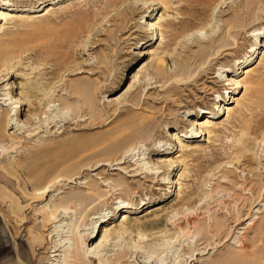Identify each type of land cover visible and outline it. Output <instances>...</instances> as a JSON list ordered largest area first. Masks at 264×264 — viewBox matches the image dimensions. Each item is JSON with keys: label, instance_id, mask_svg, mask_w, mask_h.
Masks as SVG:
<instances>
[{"label": "rangeland", "instance_id": "rangeland-1", "mask_svg": "<svg viewBox=\"0 0 264 264\" xmlns=\"http://www.w3.org/2000/svg\"><path fill=\"white\" fill-rule=\"evenodd\" d=\"M108 1L5 0L0 5L12 18L0 20V43L15 40V51H21L0 93L13 92L19 99L39 84L44 92L33 93L41 99L37 110L45 113L29 121L34 100L23 105L22 115L17 105L9 106L16 125L7 135L14 133L17 140L0 143V264H66L65 255L103 217L110 218L102 225L109 229L124 216L144 222L150 211H161L158 218L168 222L166 235L155 234L144 244L116 237L104 248V264L120 251L128 253V264H264V192L259 205H246L264 186V86L257 100L256 86H249L254 88L246 95L245 131L252 144L258 140L253 161H233L231 154L239 147L233 127L240 114L228 118L221 111L223 106L236 109V101L244 98L245 87L234 84L242 85L248 70L254 71L251 79L259 75L264 80V19L241 12L247 7L263 12L264 0H204L198 6L203 13L186 16L184 29L178 23L185 2L173 0L168 9L157 5L143 14L140 5L158 1L120 0L107 6ZM122 13L128 26L124 33L117 29ZM159 21L177 26L162 37L149 27ZM226 23L230 27L225 29ZM225 38L231 49L217 53ZM159 58L168 77L155 71ZM142 66L143 79L129 98L126 89ZM8 72L0 70L1 75ZM4 108L0 105V114ZM204 120L217 126L210 135L200 129ZM193 129L201 136L190 139ZM171 132L184 147L170 141ZM139 146L134 158L124 159ZM138 158L141 168L157 174L136 170ZM121 161L126 163L114 165ZM46 187L48 196L40 195ZM183 198L191 202L180 204ZM45 209L58 219L49 223ZM238 210L249 219L235 227L231 218ZM256 218L255 233L251 224ZM215 221L223 224L224 235L212 228ZM97 235L95 228L86 243H98L102 232ZM206 245L211 247L207 252Z\"/></svg>", "mask_w": 264, "mask_h": 264}, {"label": "bare ground", "instance_id": "bare-ground-1", "mask_svg": "<svg viewBox=\"0 0 264 264\" xmlns=\"http://www.w3.org/2000/svg\"><path fill=\"white\" fill-rule=\"evenodd\" d=\"M5 0H0V5H3V4H1V3H3ZM18 1L19 0H15V3H18ZM116 1H120V0H109L108 2H107V6H109V5H111V4H113V3H115ZM156 1H158L157 2V4H153V3H151V5H149L147 8L143 5V6H141L140 5V7L138 8V9H140V11L141 12H143V14L147 11V10H149L150 8H152L153 6H157V5H160L161 7H164V8H166V9H168L169 8V6H170V4L173 2V0H156ZM182 2H185L186 3V5H185V7L183 8V9H186V11L184 12V14H181V15H184V18L182 17V20L178 23V26H180V28L181 29H184V28H187V26H188V20H187V18H186V16H193L194 14H196L197 12H199V13H203V11H200L199 10V5H201V4H203L204 5V0H178V4H182ZM197 4V5H196ZM198 7V8H197ZM130 8V7H129ZM128 9V8H127ZM130 10H132L131 8H130ZM180 10H181V8H180ZM131 12V11H130ZM241 12H242V14L243 15H246L248 18H258V19H264V11L263 12H261V13H257L256 11H255V9L254 8H250V7H247L246 9H242L241 10ZM124 13H122V14H119L118 15V17H120L121 18V24H120V26L119 27H117V29H118V31L119 32H125V30L126 29H128V26H127V22H126V18H124L123 15ZM0 20H5L6 22H11L12 21V18L10 19V18H8L3 12H2V9H0ZM162 20V19H161ZM256 21H257V19H256ZM256 23V22H255ZM176 24L175 23H172V22H162V21H159V22H156V23H154V24H152L151 26H149L150 27V32H151V30H152V32L154 31V32H156V35L158 34L157 32H159V33H161L162 34V37H163V33L164 34H166V33H169V32H172V31H174V30H172V31H170L174 26H175ZM177 26V25H176ZM228 27H230V24L229 23H226L225 24V29L226 28H228ZM233 30H235V29H233ZM232 33H234V31H232V32H229L228 34H227V36L226 37H230V35L229 34H232ZM152 34V33H151ZM174 34V33H173ZM175 36V35H174ZM234 41V40H233ZM19 42H16L15 40H4V41H2V43H0V70L1 69H8V73H6V74H0V87H1V84L2 83H5V81L7 82L8 81V77H10V74H11V72H10V70H12V69H14V65H12V64H10L12 61H14L15 59H17V58H20V56H19V54H20V52H19V54H17V52L16 51H18V49L15 51V49H14V47H16V45L18 44ZM230 40L228 39H224L223 40V45L222 46H217V48H219L220 50H217V53H219L221 50H222V52H225V51H228L229 49H231V48H229L230 46ZM234 43H236L235 41H234ZM233 43V44H234ZM19 45V44H18ZM254 50V49H253ZM26 52L25 53H28V51L27 50H25ZM30 51V50H29ZM38 51V50H37ZM24 52V51H23ZM36 52V51H35ZM41 51L39 50V52L38 53H40ZM18 55V57L17 56H14V55ZM23 55V54H22ZM21 55V56H22ZM218 55V54H217ZM202 56H207V53H202ZM253 56V55H252ZM251 56V57H252ZM250 57V58H251ZM264 57V56H263ZM22 58V57H21ZM204 58V57H203ZM207 58V57H206ZM217 58V57H216ZM249 58V59H250ZM251 60V59H250ZM163 61L164 60H162V59H160L159 58V60H157L156 62H155V71H156V73L157 74H159L160 76H162V78H165V77H168L167 76V74H166V72L164 71V70H162V68L160 67V65H161V63H163ZM180 66V65H179ZM146 67H141L139 70H138V72L135 74V76L133 77V80H132V82L129 84V86H128V88L126 89V92L128 93L127 95H128V97L130 98V96L132 95V89L135 87V85H136V83H138L141 79H143V76L141 75L143 72H145V69ZM141 73V74H140ZM254 73V71H249L248 70V72H247V74H248V79L246 80V81H244V83L241 85L240 83H235L234 85H237V87H240V86H242V87H245V95H244V98L242 99V100H240V101H236V103H237V107H236V109H234V108H228V106H223L222 107V112L224 113H227V115H228V118H233L234 116V114L235 113H239L240 115H238L239 116V118H237L236 116H235V118H237L238 120H236L237 122V124H235L234 125V129H236L237 128V134L236 135H234V138H236V142H237V144H239V147H236L235 148V150H234V152L231 154V156H235V159L233 160V161H236L237 162V164H239L241 161V158H243L244 160L246 159V158H249V161H253L255 158H256V140H257V138H255L254 139V141H255V143L254 144H252L251 142H253V141H251L250 142V137H248L247 136V132L245 131V129L247 130V128L248 127H246V123H244V110H247V108H248V103H247V97H246V95L248 94V93H250V89H252L253 90V88L256 86L257 88H255L254 89V97H255V99L257 100V98H259L258 97V94H260V92L262 93V91H260V89H261V87L262 86H264V80H263V78H261V76L259 77V75L258 76H256V79L254 80V79H251L250 77H251V75ZM138 74H140V75H138ZM12 77H13V75H12ZM158 77V76H157ZM170 77V76H169ZM174 76L172 75V78H173ZM263 77V76H262ZM138 78V79H137ZM7 79V80H6ZM16 80L17 79H19V78H15ZM146 79V78H145ZM145 79H144V81H145ZM149 82V81H148ZM233 82V81H232ZM154 83H157V81L156 82H154ZM175 83H177V82H175ZM38 84V83H37ZM180 84V83H179ZM233 84V83H232ZM14 85H15V83H14ZM145 85V84H144ZM143 85V86H144ZM148 85H149V83H148ZM182 85V84H181ZM11 86V85H10ZM137 86V85H136ZM142 86V85H141ZM142 86V87H143ZM147 86V85H146ZM249 86L250 87H252V86H254L253 88H249ZM19 87V86H18ZM141 87V88H142ZM145 87V86H144ZM236 87V88H237ZM11 88V87H10ZM139 88V87H138ZM145 88H147V87H145ZM5 89H7V88H5ZM5 89L4 90H2V91H5ZM18 89V88H17ZM37 90V91H40V92H44V90L43 89H41V87H40V85L38 84V85H36V86H34L32 89H31V91H28L27 92V95L25 96H20V98L19 99H17L14 95H13V92H10V93H6V95L5 94H1L0 93V105L2 106V108H4V107H6V108H4V109H2V111H1V114H0V143L2 142V140L3 139H8L10 142H12L15 138H16V140H17V137H16V135H14V133H12V134H8L7 135V131L8 130H10L9 129V127H11V128H13V126L14 125H16V124H13L12 123V119L14 118L13 116V118H11V111H13V110H9V106H12L13 107V105H17L16 107L17 108H19L21 111H20V114L22 115V113H23V105H28L29 103H33V101H31V100H34V102H35V104H34V106H32V112L31 113H29V121H33V120H37V116L40 114H43V115H45V113H43L44 112V109H43V111H41V113H39V111L37 110V108L39 107V106H37V105H39V103H41V99L39 100V96L37 95V93H33V91L34 90ZM144 89V88H143ZM150 89V88H149ZM1 90V89H0ZM30 90V89H29ZM46 91V90H45ZM144 91V90H143ZM125 92V93H126ZM29 93H32V95H31V97H28V95H29ZM256 94H257V96H256ZM43 95H45V94H43ZM123 96V95H122ZM121 96V97H122ZM137 97V96H136ZM139 97V96H138ZM118 98V97H117ZM124 98V97H123ZM218 98H220V97H218ZM139 99V98H138ZM221 100L220 101H223L222 100V98H220ZM26 101V102H25ZM121 101V100H120ZM123 101V100H122ZM124 101H126V99L124 100ZM123 101V102H124ZM8 102H12V103H8ZM116 102V101H115ZM253 102V101H252ZM117 103V102H116ZM125 103V102H124ZM127 103H128V101H127ZM126 103V104H127ZM119 104V103H118ZM19 105V106H18ZM49 105V104H48ZM35 106H37L36 108H35ZM46 107H48V106H46ZM217 110V113L220 111V106L219 105H215L214 106ZM42 108H44L43 106H42ZM42 108H41V110H42ZM11 109V108H10ZM45 110H46V108H45ZM47 110H49V109H47ZM16 113H17V110L15 111ZM47 112H49V111H47ZM246 112V111H245ZM39 113V114H38ZM248 113V112H247ZM18 114H19V112H18ZM15 115H17V114H15ZM40 115H39V117H40ZM235 115H237V114H235ZM218 116V115H217ZM42 117V116H41ZM234 118V119H235ZM247 118V117H246ZM18 120V119H17ZM47 121V120H46ZM21 121H19V123H20ZM212 122V121H211ZM209 120H204V121H202V123L200 124V129L202 130V132H203V130H205L206 132H204L205 134H208V135H210V134H212L213 132H214V127L216 126L215 124H213V123H211ZM230 122V121H229ZM213 124V125H212ZM229 124V123H228ZM232 124V123H231ZM249 125V124H248ZM192 126H194V128L195 127H197L198 126V124L197 123H192ZM217 127V126H216ZM232 128V129H233ZM212 129V130H211ZM195 130V131H194ZM192 131H194V133L193 134H191L193 137L192 138H190V139H195V138H198V137H200L201 136V134H200V132L197 130V129H193ZM192 131L190 132V133H192ZM249 131V130H248ZM169 137H170V141H177L181 146H183L182 144V141H181V139H180V137L179 136H177V134H175L174 132H171V133H169V135H168ZM233 137V136H232ZM233 139V138H232ZM15 141V140H14ZM257 142H258V140H257ZM182 143V144H181ZM2 144H3V142H2ZM17 144V143H16ZM6 145H7V141H6ZM3 147H5V146H3ZM13 147V146H12ZM184 147V146H183ZM1 148H2V146H1ZM3 149V148H2ZM7 149V148H6ZM139 149H140V146L139 147H135V148H131V150H130V152L126 155V156H124L125 158V160H127L128 158H134L135 156H136V154H137V152H139ZM153 151V153L154 154H158V155H165L166 154V151H154V150H152ZM182 151V150H181ZM2 153V152H1ZM3 154H4V151H3ZM249 154H250V156H249ZM184 157V156H183ZM261 159V158H260ZM243 160V164H242V166H245L246 165V163L247 162H245ZM247 160V159H246ZM118 161V160H117ZM152 162V161H151ZM165 161H163L162 163H164ZM110 163V162H109ZM119 163V162H118ZM124 163H126L125 161L124 162H120L119 164H114L115 166H118V165H121V164H124ZM139 158H138V162H134L133 164L135 165V167H136V170H141V171H143V173L142 174H146V175H150V174H157V173H152V172H150L149 170H144V168H141V166H139ZM233 163V162H232ZM232 163H229V164H232ZM154 164V163H153ZM158 164H159V162H158ZM161 164V163H160ZM155 165V164H154ZM172 165V164H171ZM184 165V164H183ZM102 166H107L106 164H103ZM102 166H100V167H102ZM170 167V166H169ZM248 167H249V165H248ZM229 168H231V167H229ZM98 169V168H97ZM157 170L158 169H160V168H156ZM95 170H96V168H95ZM116 170H118V171H120L121 173H124L121 169H116ZM243 172H245V171H243ZM162 173H165V172H162ZM162 173H159V175H161ZM139 176V174H136V175H132V176H130V177H138ZM159 177V176H158ZM170 179H168V181H169ZM171 182V181H170ZM221 183H224L223 181L221 182ZM50 187V186H49ZM49 187H46V188H44V190H42V192L40 193V195L41 194H46V196H48V193H50V189H49ZM262 189H264V186H262V187H259V188H257L255 191H258L257 192V194H255L256 195V199H254V203H253V197H252V202H250V203H248V204H246V205H248V207H250V208H253V206H254V204H256V205H259V203H257L256 201L257 200H260L261 201V197H262V193L264 192V191H262ZM122 190V189H121ZM124 190V189H123ZM249 191V190H248ZM39 194V193H38ZM247 194H248V192H247ZM264 195V194H263ZM90 197V196H89ZM101 197V196H100ZM72 201V200H71ZM191 202V198H183V199H181V201H180V204H189L190 202ZM189 202V203H188ZM259 202V201H258ZM94 203V202H93ZM244 205H245V203H244ZM60 207V206H59ZM247 207V206H246ZM90 208V207H89ZM86 209H88V208H86ZM45 210H47V209H45ZM243 210H244V208H243ZM47 211H49V210H47ZM164 211V210H163ZM53 212V214L52 213H50V211L49 212H47V213H50L49 215H50V217L48 218L49 220H47V221H49V223H50V221L53 219V220H55L57 217H56V215H54V211H52ZM161 213V211H154V212H147V214H145L143 217H142V219H144V222H141V221H136V222H133V220L131 219V218H129V217H126V216H124L123 217V219L121 220V222L119 223V224H116V225H114L112 228H109V229H103V227H102V225L103 224H105V223H107V221L110 219H107V217L105 216V217H103V219L102 220H100V224H98V226H96V224H94V227L92 228V231L90 232V234H87V235H79L81 238H80V243L77 245V247L76 248H73V250L71 251V255L69 254V256H66L65 255V258H66V264H94V262L95 261H97V263L98 264H104V263H106V262H104V260H105V253L103 254V251H104V248H105V246L108 244V243H110L109 241H111L112 239H115L116 237L118 238L119 236H124V237H128V238H131V239H128V240H133V241H138V243H146V242H149L152 238H154V236L153 235H155V234H159V235H166V226H167V224H168V222L165 220V218H158L159 217V214ZM232 214V212L230 213V215ZM236 216V217H235ZM48 217V216H47ZM153 218V219H152ZM47 219V218H46ZM58 219V218H57ZM232 220H233V222L232 223H235V227H237L238 225H240V223H243V222H245V221H247L248 219H249V216H244L243 215V213H242V210H238V214L236 215V214H234L233 215V217L231 218ZM146 220V221H145ZM45 221V220H44ZM171 224V223H170ZM259 224H260V221H259V218H256L255 219V222H253L252 224H251V226H252V228H251V230L253 231V232H257L258 231V229H259ZM84 225V224H83ZM86 227V226H85ZM222 227H223V224H221V223H219V222H217V221H215V223L212 225V228H215V230H217L218 232H220V234L222 235L224 232L222 231V230H219L220 228L222 229ZM98 229V235H99V233L100 232H102V236H101V239H100V241L97 243V242H95V243H92V244H87L86 242H89V241H92V239H93V230L94 229ZM245 229V228H244ZM227 232V231H226ZM97 235V236H98ZM224 235V234H223ZM226 235V234H225ZM230 235V234H229ZM152 236V238H150ZM221 237V236H220ZM116 238V240H118ZM155 238H156V236H155ZM224 238V237H223ZM228 238L229 237H225L224 238V242H228L229 240H228ZM218 239H220V238H218ZM113 241V240H112ZM115 241V240H114ZM124 241V240H123ZM222 241V242H223ZM246 241V240H245ZM223 242V243H224ZM112 243V242H111ZM136 243V242H135ZM83 244H86L85 245V247L83 246ZM148 244V243H147ZM146 244V245H147ZM204 244V243H203ZM203 244H200L199 246H202ZM250 244L252 245V246H254V240H252L251 242H250ZM141 245V244H140ZM145 245V246H146ZM249 245V243H247L246 245H243L245 248H247V246ZM92 246V247H91ZM204 246V245H203ZM202 246V247H203ZM210 247V245H206V247L205 248H202L204 251H206V250H208L207 249V247ZM88 247H91V248H88ZM150 247V246H149ZM240 247V246H239ZM151 248V247H150ZM211 248V247H210ZM152 250V249H151ZM154 250V249H153ZM197 250V249H196ZM120 251V250H119ZM126 251V250H125ZM197 251H200V249H198ZM207 252V251H206ZM66 253H67V251H66ZM127 254L128 253H126V252H123V251H120L118 254H117V256H116V258L114 259V260H112V261H110L109 260V264H128V262H127V260L125 259V257L127 256ZM207 253H203V254H200V256H202V255H206ZM57 255V254H56ZM197 255H199V254H197ZM58 256V255H57ZM56 257V256H55ZM107 259H109V258H107ZM105 261H107V260H105ZM197 261V260H196ZM62 264V263H61ZM131 264V263H130Z\"/></svg>", "mask_w": 264, "mask_h": 264}]
</instances>
